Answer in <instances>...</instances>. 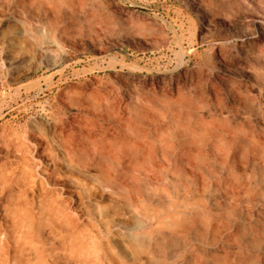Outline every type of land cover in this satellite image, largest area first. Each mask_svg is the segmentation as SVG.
Segmentation results:
<instances>
[{"label":"rangeland","instance_id":"1","mask_svg":"<svg viewBox=\"0 0 264 264\" xmlns=\"http://www.w3.org/2000/svg\"><path fill=\"white\" fill-rule=\"evenodd\" d=\"M68 167L120 199L102 264H264V0H0V174Z\"/></svg>","mask_w":264,"mask_h":264},{"label":"bare ground","instance_id":"2","mask_svg":"<svg viewBox=\"0 0 264 264\" xmlns=\"http://www.w3.org/2000/svg\"><path fill=\"white\" fill-rule=\"evenodd\" d=\"M25 61V58L10 59L9 63L21 65ZM47 61L53 67L57 63L53 60ZM40 133L42 134V132ZM42 135H44V131ZM53 146L47 148V161L43 163V166H52L54 174L56 173V176L59 177L57 172L61 166L60 156L58 157L54 152ZM69 161V165L73 164V160ZM66 173L65 177L71 179L72 183L69 182L70 180L60 178L51 185L48 184L50 174H47L46 184H43L38 183L33 174L29 173L28 178L22 180L23 188L18 189V194L14 197L10 194L14 183L13 179L6 177L3 173L0 174V201H3V203L0 202V264H102L101 259L105 258L106 254L101 245L103 241L109 242L115 236L116 232H112L110 224L118 221L109 215V209L120 206V199L116 198V200L111 195L106 197L101 191H98L99 184L96 179L93 180L92 185L87 183L83 185L76 182L78 177L75 181L73 180L71 167L66 169ZM106 181L104 180L102 183L108 186ZM31 192H37L39 195L33 196ZM62 192H73L77 195L79 203L82 205L81 210L85 211L89 217L95 216L98 219L99 229L98 227L88 228L80 224L78 221L81 210L76 209L75 203L71 204L66 201V199L69 200L68 198H62ZM5 193L7 198H4ZM92 197L106 198L109 204L103 207ZM151 219H147L148 223L151 222ZM103 233L104 240L102 239ZM83 243L84 245L92 244L90 247H92L95 256L92 262L85 261L80 257L78 249ZM82 252L84 250H81ZM132 253L136 254L133 246ZM119 264L126 263L120 261Z\"/></svg>","mask_w":264,"mask_h":264}]
</instances>
